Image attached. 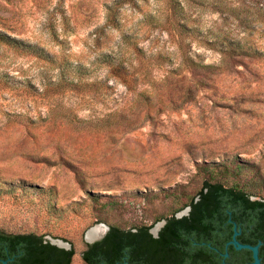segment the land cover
<instances>
[{"label": "rangeland", "instance_id": "1", "mask_svg": "<svg viewBox=\"0 0 264 264\" xmlns=\"http://www.w3.org/2000/svg\"><path fill=\"white\" fill-rule=\"evenodd\" d=\"M206 182L264 199V0H0V231L85 264Z\"/></svg>", "mask_w": 264, "mask_h": 264}, {"label": "trees", "instance_id": "2", "mask_svg": "<svg viewBox=\"0 0 264 264\" xmlns=\"http://www.w3.org/2000/svg\"><path fill=\"white\" fill-rule=\"evenodd\" d=\"M2 40L18 45L5 37ZM238 48L243 47L239 45ZM198 198L191 202L190 215L181 219L168 218L160 238L153 239L147 226L141 227L145 231L144 244L115 240L116 236L111 235L105 247L99 244L87 246L83 253L85 263L252 264L251 250H237L233 244L227 246L232 242L237 226L242 230L238 237L242 244L260 245V258L264 264V199L254 200L243 190L210 182L205 183ZM73 257L74 250L60 249L35 234L15 235L0 231V264H55L66 258L71 264Z\"/></svg>", "mask_w": 264, "mask_h": 264}, {"label": "flooded vegetation", "instance_id": "3", "mask_svg": "<svg viewBox=\"0 0 264 264\" xmlns=\"http://www.w3.org/2000/svg\"><path fill=\"white\" fill-rule=\"evenodd\" d=\"M189 215H190V213H189ZM184 217H186V216H183L181 218H184ZM175 218L176 219H181V218H178L177 216H175ZM167 223H168V219L166 220V224L163 227H160L159 229H157V227H154L153 229L150 228L148 230V234L153 239L160 238L162 236V234L166 230ZM155 230H157L156 233H155ZM237 230L239 231V235L237 236V240H238V237L242 234V230L241 229H238V227H237ZM234 233H235V229H234ZM111 235L112 236H116V239L115 240H128V241L129 240H132V241H138V243H141V244H144L146 242V239H145V231H143V229L141 227L135 228V229H120V228L114 229V228H109L107 232L101 233V235L97 238V240L94 243H91L89 245H98L99 244L100 246L105 247L106 240ZM136 235H138V236H136ZM233 238H234V236H233ZM45 242L46 243H50V242H47V241H45ZM230 242L228 243L227 246L231 245ZM51 245H53V244H51ZM58 248H60V247H58ZM60 249H64V248H60ZM64 250L70 251L72 249H64ZM259 251H260V248H259ZM82 259H83V254H82ZM60 261H62L63 264H69V260L67 258L64 259V260L63 259L62 260H59L57 263L55 262V264H60L61 263ZM83 261H84V259H83ZM84 263H85V261H84ZM71 264H73V260H72Z\"/></svg>", "mask_w": 264, "mask_h": 264}, {"label": "water", "instance_id": "4", "mask_svg": "<svg viewBox=\"0 0 264 264\" xmlns=\"http://www.w3.org/2000/svg\"><path fill=\"white\" fill-rule=\"evenodd\" d=\"M198 200H199V198L196 199V201H198ZM190 212H191V207H188L184 212L178 214L177 217L181 218L183 216H187V215H189ZM165 224H166V221H163L160 224H158L156 227H157V229H159L160 227H163ZM156 232H157V230H155V233ZM238 235H239V231L237 230V226H236L234 238H233L232 242H230V244H233L237 250H242V249L251 250L253 252V258H254V262L252 264H263L262 260L260 258V251H259L260 245L251 246V245L242 244L237 240ZM86 238H87V236H86ZM96 240H97V238L93 239V240L87 239V242L89 244H91V243H94ZM50 243L57 246V247H60V248L71 249V245L64 243L62 241L51 240Z\"/></svg>", "mask_w": 264, "mask_h": 264}, {"label": "bare ground", "instance_id": "5", "mask_svg": "<svg viewBox=\"0 0 264 264\" xmlns=\"http://www.w3.org/2000/svg\"><path fill=\"white\" fill-rule=\"evenodd\" d=\"M102 231H103V230H102ZM102 231H101L99 228L92 229V230L88 233V235H87V239H88V240H93V239L98 238V237L101 235Z\"/></svg>", "mask_w": 264, "mask_h": 264}]
</instances>
